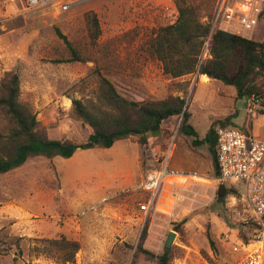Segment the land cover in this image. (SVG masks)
Wrapping results in <instances>:
<instances>
[{"label": "rangeland", "instance_id": "374dc122", "mask_svg": "<svg viewBox=\"0 0 264 264\" xmlns=\"http://www.w3.org/2000/svg\"><path fill=\"white\" fill-rule=\"evenodd\" d=\"M218 1L190 4L208 23ZM89 13L101 28L95 43ZM177 17L173 0H78L65 12L0 0V83L7 72L19 75L21 102L53 140L87 141L92 131L76 118L72 101L94 97L97 71L132 101L184 98L201 139L227 119V126L264 139L263 100L251 115L233 86L206 82L199 74L171 79L164 73L150 41ZM263 30L261 17L251 40L264 42ZM73 51L86 61L63 62ZM182 121L179 116L164 122L148 145L132 137L109 149L78 150L69 159H29L0 174V264H62L36 247L63 237L80 244L75 264H159L166 251L169 264H236L243 256L239 245L256 233L246 187L217 205L213 154L206 145L193 147L180 131ZM6 127L0 115V132ZM162 167L167 175L157 202L145 212L141 205L151 196L142 186L149 171ZM188 178L186 185L179 182ZM171 232L175 238L167 250Z\"/></svg>", "mask_w": 264, "mask_h": 264}, {"label": "trees", "instance_id": "16d2710c", "mask_svg": "<svg viewBox=\"0 0 264 264\" xmlns=\"http://www.w3.org/2000/svg\"><path fill=\"white\" fill-rule=\"evenodd\" d=\"M173 2L178 10L176 21L160 27L150 41L152 55L161 63L164 73L171 79L205 75L235 87L239 99L255 96L263 100L264 108V42L218 30L212 33L211 24L200 21L190 0ZM87 17L90 38L95 43L101 36L100 24L94 14L89 13ZM206 43L209 52L208 57L203 59ZM73 55L72 59L63 62L86 61L76 51ZM97 74L99 84L94 97L87 102L80 99L72 101L74 115L92 131L87 141L79 144L50 139L40 128L36 113L20 100L19 75L16 72L5 73L0 83V115L5 118L7 127L0 132V174L16 170L29 159H69L78 150L109 149L118 141L132 137H137L140 145H148L161 134L164 122L182 116L180 131L193 139V147H208L214 157L216 175H219L215 125L201 139L189 122L191 115L184 98L176 96L160 101H132L123 97L103 73L97 71ZM228 124L229 119L220 122L221 126ZM241 190L242 187L219 186L216 191L217 205H226V200L239 195ZM42 243L45 249L36 247L38 252L56 258L62 264H75L80 250L77 241L63 237ZM169 259V252L166 251L159 258V264H169Z\"/></svg>", "mask_w": 264, "mask_h": 264}, {"label": "built area", "instance_id": "2783aa9c", "mask_svg": "<svg viewBox=\"0 0 264 264\" xmlns=\"http://www.w3.org/2000/svg\"><path fill=\"white\" fill-rule=\"evenodd\" d=\"M77 1L26 0V4L30 9L56 6L65 12ZM263 12L264 0H219L209 21L212 33L218 30L251 40L259 29ZM208 52L206 43L203 59L208 57ZM246 100L248 113H258L257 108H261L259 99L252 96ZM216 137L217 181L220 186L246 187L251 221L256 228L253 240L239 245L243 256L236 264H264V139L231 126L217 127ZM166 175V167L148 172L142 189L151 196V200L141 205L143 211L149 212L154 208ZM234 251H238V247Z\"/></svg>", "mask_w": 264, "mask_h": 264}, {"label": "water", "instance_id": "95a60500", "mask_svg": "<svg viewBox=\"0 0 264 264\" xmlns=\"http://www.w3.org/2000/svg\"><path fill=\"white\" fill-rule=\"evenodd\" d=\"M174 238H175V234L171 232L169 237H168V239H167V241H166V245H165V248L167 250H169L171 248V245H172V242H173Z\"/></svg>", "mask_w": 264, "mask_h": 264}, {"label": "bare ground", "instance_id": "6f19581e", "mask_svg": "<svg viewBox=\"0 0 264 264\" xmlns=\"http://www.w3.org/2000/svg\"><path fill=\"white\" fill-rule=\"evenodd\" d=\"M206 82H209V78L205 77ZM205 81V80H204ZM190 181V178L186 179V180H181L179 181L180 183H182L183 185H186L188 182Z\"/></svg>", "mask_w": 264, "mask_h": 264}, {"label": "crops", "instance_id": "0c3cea01", "mask_svg": "<svg viewBox=\"0 0 264 264\" xmlns=\"http://www.w3.org/2000/svg\"><path fill=\"white\" fill-rule=\"evenodd\" d=\"M199 76H201V75H199ZM202 76H203V77H206L205 75H202ZM202 76H201V77H202ZM11 172H12V171H11ZM218 176H219V175H218Z\"/></svg>", "mask_w": 264, "mask_h": 264}]
</instances>
